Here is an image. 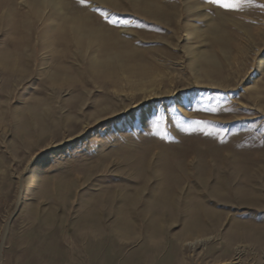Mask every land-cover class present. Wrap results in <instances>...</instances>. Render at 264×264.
I'll return each mask as SVG.
<instances>
[{
  "label": "rangeland",
  "instance_id": "rangeland-1",
  "mask_svg": "<svg viewBox=\"0 0 264 264\" xmlns=\"http://www.w3.org/2000/svg\"><path fill=\"white\" fill-rule=\"evenodd\" d=\"M48 1L0 0V264H264V0L197 76L207 0Z\"/></svg>",
  "mask_w": 264,
  "mask_h": 264
},
{
  "label": "bare ground",
  "instance_id": "bare-ground-1",
  "mask_svg": "<svg viewBox=\"0 0 264 264\" xmlns=\"http://www.w3.org/2000/svg\"><path fill=\"white\" fill-rule=\"evenodd\" d=\"M48 2H52V1L49 0ZM196 7L197 6H193L192 4L186 5V9H188V11H193ZM58 8H61V7H58ZM198 17L199 16L197 13L192 14L190 23L186 28V34H187L186 38L187 39H186V43L184 45V50H185L187 58H188L187 60H189L188 63L191 66V69H192L193 73L195 74V76L198 75L197 66L200 65L201 63H203V65L206 64V65L213 66V67H216V65H217L211 54H209L208 52H205L203 50L196 49L198 46L196 48L194 47L196 40L199 38V34L201 33L202 34L201 37L204 36L205 39H209V38L211 39L212 38V39L217 40V36L221 35L223 33L222 32V23H224L226 21L225 15H224V9H221L217 14V18H218V20H220L221 23L217 22L214 25L213 23L211 24V22H210L209 23L210 25L208 24L207 28L203 30L202 28L199 27ZM78 22H80V21H78ZM108 60H111V59H108ZM98 62L99 61H97L95 59L93 63L95 65H97ZM263 75H264V54H262L258 58L256 69L253 72V74H251L248 77L244 86H246V87L253 86L259 79L262 78ZM35 165H36L35 166L36 168L34 169V172L31 173V175H30L31 181H34L37 178H39L45 174V170L43 169L44 167L42 168L41 162H40V164L35 163Z\"/></svg>",
  "mask_w": 264,
  "mask_h": 264
},
{
  "label": "snow or ice",
  "instance_id": "snow-or-ice-1",
  "mask_svg": "<svg viewBox=\"0 0 264 264\" xmlns=\"http://www.w3.org/2000/svg\"><path fill=\"white\" fill-rule=\"evenodd\" d=\"M75 2L81 6H88L89 4V0H75ZM248 2L250 3L251 0H248ZM207 3L216 5L225 10H238L241 7V0H207ZM261 7H264V5H261ZM102 15L106 18L108 13L105 12L102 13ZM109 23L115 24L116 21L110 20ZM121 23L126 26L129 24V21L124 20ZM211 111L215 112L216 108H212ZM159 119H162V117H157V124L159 122Z\"/></svg>",
  "mask_w": 264,
  "mask_h": 264
}]
</instances>
